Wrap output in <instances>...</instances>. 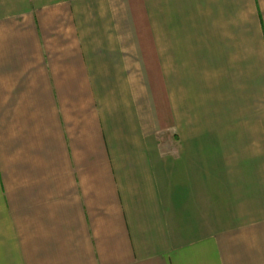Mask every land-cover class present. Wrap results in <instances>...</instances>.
I'll list each match as a JSON object with an SVG mask.
<instances>
[{"label": "crops", "instance_id": "0c3cea01", "mask_svg": "<svg viewBox=\"0 0 264 264\" xmlns=\"http://www.w3.org/2000/svg\"><path fill=\"white\" fill-rule=\"evenodd\" d=\"M0 264H264V0H0Z\"/></svg>", "mask_w": 264, "mask_h": 264}]
</instances>
